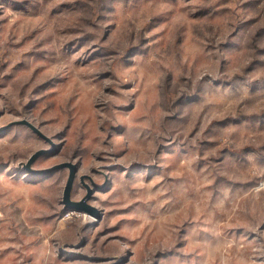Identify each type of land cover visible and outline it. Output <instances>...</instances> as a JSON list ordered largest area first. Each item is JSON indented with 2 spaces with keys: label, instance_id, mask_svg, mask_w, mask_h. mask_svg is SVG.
Instances as JSON below:
<instances>
[{
  "label": "rangeland",
  "instance_id": "374dc122",
  "mask_svg": "<svg viewBox=\"0 0 264 264\" xmlns=\"http://www.w3.org/2000/svg\"><path fill=\"white\" fill-rule=\"evenodd\" d=\"M0 264H264V0H0Z\"/></svg>",
  "mask_w": 264,
  "mask_h": 264
},
{
  "label": "water",
  "instance_id": "95a60500",
  "mask_svg": "<svg viewBox=\"0 0 264 264\" xmlns=\"http://www.w3.org/2000/svg\"><path fill=\"white\" fill-rule=\"evenodd\" d=\"M41 136L47 139L48 141L51 142V140L44 136L40 132ZM48 152L46 149H42L41 151L36 152L32 157L28 160V162L25 164V168L31 172L39 173V172H53L54 170L57 171V169H62V168H69L70 173L69 177L67 180V183L64 188V193H63V204L66 206V210H76V211H83L85 213L91 214L94 217H100V211L93 205L90 204V199L92 198L94 190L91 189L88 185L87 187V193L86 195L81 199V200H73L72 199V193L74 189V184H75V179H76V173H77V166L72 163H63L60 165H56L50 169H47V171H37L32 169V165L34 161L38 158L41 157V155L45 154Z\"/></svg>",
  "mask_w": 264,
  "mask_h": 264
}]
</instances>
